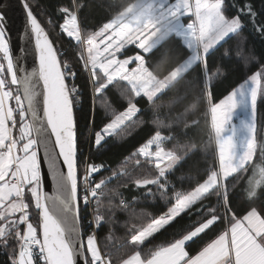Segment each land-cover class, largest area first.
Masks as SVG:
<instances>
[{"label": "snow or ice", "instance_id": "snow-or-ice-1", "mask_svg": "<svg viewBox=\"0 0 264 264\" xmlns=\"http://www.w3.org/2000/svg\"><path fill=\"white\" fill-rule=\"evenodd\" d=\"M20 3L16 48L0 11L3 264H264V0ZM146 127L118 166L96 162Z\"/></svg>", "mask_w": 264, "mask_h": 264}, {"label": "trees", "instance_id": "trees-1", "mask_svg": "<svg viewBox=\"0 0 264 264\" xmlns=\"http://www.w3.org/2000/svg\"><path fill=\"white\" fill-rule=\"evenodd\" d=\"M97 19H98V16H95V18H93L90 21V24H95ZM256 47H257V50H260V45L258 42H256ZM215 60L216 58L213 57L212 62L214 63ZM243 76H244V73L242 71H234L229 74L227 79L216 82L212 88L214 99L217 102L219 101V99H222L223 96L226 95L228 91L231 90L232 87L236 86L239 82H241V79ZM141 106L143 107V103L141 104ZM207 111H208L207 105H201L200 115L198 117L201 120L200 127L199 129L190 131L188 133V137L191 140V142L196 143L200 147V152L196 156L192 157L187 162V164L185 165V168L182 170L185 173H188L189 170L191 169L192 174L194 175L198 168L203 167L205 157L207 155H210L211 150H208V152H205V147L208 142V136H207V131H206V128H207L206 121L210 119V115L209 116L205 115ZM76 116L79 122L81 132H83L85 120L86 119L90 120L92 118L87 105L85 106L83 112L77 111ZM102 119H103V114L98 112L95 116L97 125L100 124ZM177 130L179 131V129ZM152 131L153 129L151 127L142 128L139 131H137L135 135H133L130 139H128L122 145H117L115 143H109V145L107 146L106 150L103 151V153L95 155L96 162L99 163L103 161L111 167L118 166L122 162L123 158L128 156V154L132 150H134V148L138 147L139 144L143 143L152 134ZM161 131L164 132L165 134L167 133L166 129H161ZM168 147H171V145H168ZM186 186L187 184H185V187ZM125 194L129 196L132 195V193H125ZM153 210L159 211V208H156ZM242 210H243L242 205L237 206L236 211L238 213H242ZM169 238H170V234L166 233L163 236H160L157 242H163ZM3 260H4V257L0 256V264H3Z\"/></svg>", "mask_w": 264, "mask_h": 264}, {"label": "water", "instance_id": "water-1", "mask_svg": "<svg viewBox=\"0 0 264 264\" xmlns=\"http://www.w3.org/2000/svg\"><path fill=\"white\" fill-rule=\"evenodd\" d=\"M0 11L6 14L5 24L12 39L13 47L16 48L26 22L20 0H0ZM27 64L29 68L33 66V57L31 55L27 57ZM42 172L47 177L46 165H42ZM45 191L49 194L52 192L50 179H46Z\"/></svg>", "mask_w": 264, "mask_h": 264}]
</instances>
